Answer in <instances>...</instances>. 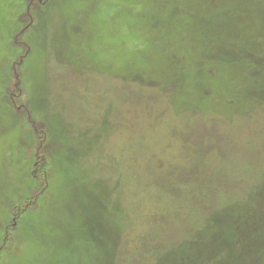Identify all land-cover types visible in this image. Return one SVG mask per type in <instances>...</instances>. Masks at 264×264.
<instances>
[{"label": "rangeland", "instance_id": "rangeland-1", "mask_svg": "<svg viewBox=\"0 0 264 264\" xmlns=\"http://www.w3.org/2000/svg\"><path fill=\"white\" fill-rule=\"evenodd\" d=\"M0 264H264V0H0Z\"/></svg>", "mask_w": 264, "mask_h": 264}]
</instances>
